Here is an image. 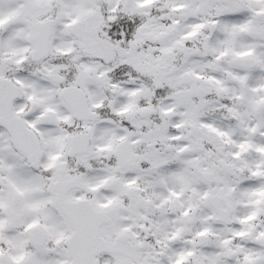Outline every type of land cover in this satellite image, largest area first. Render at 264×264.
Masks as SVG:
<instances>
[{"label":"snow or ice","instance_id":"1","mask_svg":"<svg viewBox=\"0 0 264 264\" xmlns=\"http://www.w3.org/2000/svg\"><path fill=\"white\" fill-rule=\"evenodd\" d=\"M0 264H264V0H0Z\"/></svg>","mask_w":264,"mask_h":264}]
</instances>
